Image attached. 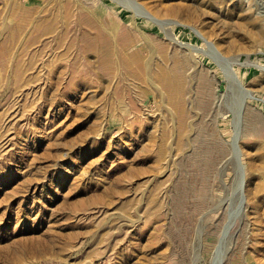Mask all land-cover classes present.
I'll return each mask as SVG.
<instances>
[{"label": "rangeland", "instance_id": "374dc122", "mask_svg": "<svg viewBox=\"0 0 264 264\" xmlns=\"http://www.w3.org/2000/svg\"><path fill=\"white\" fill-rule=\"evenodd\" d=\"M0 264H264V0H0Z\"/></svg>", "mask_w": 264, "mask_h": 264}, {"label": "bare ground", "instance_id": "6f19581e", "mask_svg": "<svg viewBox=\"0 0 264 264\" xmlns=\"http://www.w3.org/2000/svg\"><path fill=\"white\" fill-rule=\"evenodd\" d=\"M10 7L13 10L12 14H16V15L19 14V18H18L19 20L16 23V30L18 33V30H20L22 28V23L20 21L21 20L20 17H22V16L27 17L32 12L33 9H32V7H28V6H26L27 8L21 7V6H16L13 3H12V5H10ZM85 23L86 24L89 23L88 27H92L94 29V36H92V37L89 36V38H88L89 44L87 47H93L92 50L96 51L97 56L100 58L101 68L108 75H110L112 73L111 68L113 67V64H114V62H113L114 59L112 57L113 49L111 47V42L109 41V38L102 32V30L99 26L95 25L93 22H89L88 19H87V22H85ZM133 40L134 39L132 37V33L127 31L126 29H123L121 31V43H120L123 47L120 48V51L128 48L129 45H132ZM139 54L140 53L138 51H136V52H133L132 56L135 59L139 56ZM121 59L123 60V62L126 65H127V63H129L127 55H123L121 57ZM126 67L130 68L129 70L133 71V70H136L135 68L140 70L142 65H141V62L138 61L134 67L132 65H128ZM232 71L233 70L231 69V67H229L227 76L230 78L233 77ZM149 73H150V78L152 80H154V82H157V84H159L163 88L168 102L172 105L174 111L177 113L179 126H183V119H184L183 116H185L184 115L185 111H184L183 97H182V93H183L182 81L175 74H171L169 71H167L164 66L152 67V69H149ZM21 93L22 92L18 93L14 97V99L17 100L18 97L21 95ZM14 102L16 104V101H14ZM16 109H17V106H15L14 109L12 110V112L9 114V116H10L13 113V115H11V118L9 117L10 119L8 121H10V120L12 121L13 119H15L17 117V110ZM166 138H167V134H166V132H163L161 140L159 141L157 148H156L154 155H153V157H155L157 159L156 161L161 159L164 155V151H165L164 141H166ZM10 139L11 138L8 137V134L2 138L1 146L3 147V149H6L10 145V142H11ZM167 160H165L161 165V167L163 165L165 166V168H163V173L166 172V167H167V165H169L167 163L168 162ZM155 181H156V178H155V176H153L150 179V184H153ZM147 186H148V184H147ZM146 190L144 189L145 192H146ZM144 191H142L140 193L141 194L140 196L146 194Z\"/></svg>", "mask_w": 264, "mask_h": 264}, {"label": "water", "instance_id": "95a60500", "mask_svg": "<svg viewBox=\"0 0 264 264\" xmlns=\"http://www.w3.org/2000/svg\"><path fill=\"white\" fill-rule=\"evenodd\" d=\"M219 259H220V258H219ZM219 259H218V260H219Z\"/></svg>", "mask_w": 264, "mask_h": 264}]
</instances>
